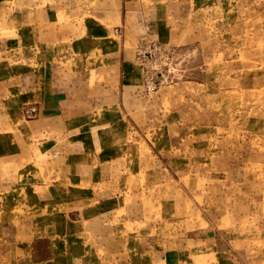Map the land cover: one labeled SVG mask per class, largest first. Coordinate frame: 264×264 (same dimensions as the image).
<instances>
[{
    "label": "rangeland",
    "instance_id": "374dc122",
    "mask_svg": "<svg viewBox=\"0 0 264 264\" xmlns=\"http://www.w3.org/2000/svg\"><path fill=\"white\" fill-rule=\"evenodd\" d=\"M77 1L99 69L27 92V12L60 0H0V264H264V0Z\"/></svg>",
    "mask_w": 264,
    "mask_h": 264
},
{
    "label": "crops",
    "instance_id": "0c3cea01",
    "mask_svg": "<svg viewBox=\"0 0 264 264\" xmlns=\"http://www.w3.org/2000/svg\"><path fill=\"white\" fill-rule=\"evenodd\" d=\"M129 3L132 2L129 1ZM102 5L105 6L103 9L106 8V11L108 12H110L111 8L114 6L111 1L105 2ZM58 7L59 8L56 9L57 12H55V15L47 12H44V14L41 12H35L34 14H31L32 12H27L26 25H24L26 26V29H23L26 35L16 44L17 47L20 46L23 48L22 55L21 53H18L14 60L17 64L19 63L22 65L21 67L17 66L16 70L14 67V79H22L23 89L26 85L27 92L31 91V80L34 77L37 79L40 78L42 80L51 81L50 87L55 89L60 88V85L55 82L57 79L60 82H63L65 81L64 79H67L66 77L68 75H74L76 78L77 74L83 72V69L92 70V65H95V68L99 69V62L97 60H89L85 53V51L92 52L95 48H98V36H96V40L88 39L81 41V37L79 35V33L82 32L83 27H87L88 30H85L90 32L93 37L96 33L93 35L92 32L99 31V23L95 21L93 22L92 15L89 17L88 21L83 20L84 17L81 13L83 8L78 4L77 0H60ZM112 23H116L119 27L121 25L124 36H127L128 32L132 29L137 30L138 14L136 8H132L131 12L128 13L125 18H123L122 13L115 15L112 18ZM93 25L96 26L94 30ZM117 26L115 29L118 28ZM24 31H21V34L24 33ZM40 49L44 52L41 60L38 55ZM112 55V58H108L106 61V65L113 66L118 64L120 68L115 71L118 73V71L121 70V64H125V55L122 53L121 55L117 54L116 58L118 60L110 61L111 59H114V54ZM75 59L78 60V64H75ZM38 61L41 63L38 64ZM25 64L27 66H25ZM40 64V67L42 68L41 71H39ZM114 67L115 66H113V72L115 70ZM143 71L144 80V66ZM40 73L41 76L39 75ZM27 80L29 82H27ZM64 85H66L65 82ZM65 88L67 89V86H65ZM68 88L71 89L70 87ZM61 104L62 99H60L59 108L63 109L61 108ZM44 110L48 109L45 108ZM53 110H56V108H53ZM125 241H128V239H125ZM116 243H121V241L117 239Z\"/></svg>",
    "mask_w": 264,
    "mask_h": 264
},
{
    "label": "built area",
    "instance_id": "2783aa9c",
    "mask_svg": "<svg viewBox=\"0 0 264 264\" xmlns=\"http://www.w3.org/2000/svg\"><path fill=\"white\" fill-rule=\"evenodd\" d=\"M162 46L156 44L147 45L138 51V61L142 63L146 70V86L148 91L153 92L157 87L160 70L157 64V57L164 53Z\"/></svg>",
    "mask_w": 264,
    "mask_h": 264
},
{
    "label": "bare ground",
    "instance_id": "6f19581e",
    "mask_svg": "<svg viewBox=\"0 0 264 264\" xmlns=\"http://www.w3.org/2000/svg\"><path fill=\"white\" fill-rule=\"evenodd\" d=\"M142 64V63H141ZM143 65V64H142ZM144 66V65H143ZM144 69H145V67H144ZM144 81L146 82V70H145V78H144ZM146 91L148 92V93H152V92H150V91H148V89H147V87H146Z\"/></svg>",
    "mask_w": 264,
    "mask_h": 264
}]
</instances>
